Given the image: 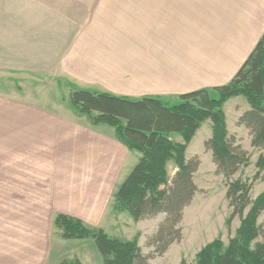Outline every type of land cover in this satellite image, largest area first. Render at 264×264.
<instances>
[{"label":"rangeland","instance_id":"1","mask_svg":"<svg viewBox=\"0 0 264 264\" xmlns=\"http://www.w3.org/2000/svg\"><path fill=\"white\" fill-rule=\"evenodd\" d=\"M139 1L149 5L155 3L156 29H207V19L198 15L194 2H191L192 11H185L180 4L175 8L166 0H74L71 6L77 9L84 6L87 17L82 19V24H72L75 29H99V24H103V29H136ZM41 5L36 0H13L11 29H74L67 23L71 19L54 17L52 11ZM140 16L141 20L145 19L147 13ZM2 19L0 17V25ZM16 33L19 32L13 30L11 54L8 55L11 63H5L4 55L0 57V264H59L74 258L82 264H103L92 239L66 241L53 229L52 220L61 211L78 216L87 226L103 229L111 238L121 241L136 238L141 255H152L155 250L148 244L165 220L162 219L165 214L134 222L126 213L114 212L112 195L125 177H103V145L99 147H102L101 154H93V149L85 154V161L78 160L70 155L69 140H57L51 128L37 129L35 118L27 114V110L30 113L37 108L42 115L50 114L55 120L75 119L79 127L87 123V119L75 115L69 105L70 91L77 87L51 79V66L44 55L52 58L54 51L50 48L45 54L40 51L43 64L41 61L29 67L21 60V35ZM27 52L30 64H34L37 51L31 49L22 53ZM239 99L222 109L228 116L226 129L233 147L244 151L249 162L230 181L252 183L249 195L252 202L264 192V172L254 180L258 171L255 165L262 152L251 146L250 131L239 124V119L235 120V110L237 107L241 110L238 104L248 106L245 98ZM94 117L93 128L105 126L109 132L117 125L109 118L103 120L96 114ZM98 132L103 134V130ZM211 135V122L207 120L186 150V161L196 160L199 166L193 174L197 192L193 202L184 209L178 225L181 239L171 244L162 256H154L148 264H181V261L196 264L201 248L216 239L227 246L239 228L238 216L226 226L232 212L226 199L227 184L217 173L212 155H206L211 152L202 149ZM173 139L180 141L178 135ZM175 172L172 162L168 167L169 184ZM248 210L249 207L243 216ZM257 225L260 236L256 242H262L264 210Z\"/></svg>","mask_w":264,"mask_h":264},{"label":"trees","instance_id":"2","mask_svg":"<svg viewBox=\"0 0 264 264\" xmlns=\"http://www.w3.org/2000/svg\"><path fill=\"white\" fill-rule=\"evenodd\" d=\"M237 97L245 98L249 105L239 124L250 131L251 146L262 152L255 165L256 180L264 172V32L229 83L180 95L171 105L154 97L132 100L71 89L69 105L75 115L85 117L90 124L96 122L94 114L117 122V140L140 155L112 195L113 211L126 213L134 222L159 214H165V220L149 241L154 253L146 257L141 255L136 238L131 241L111 238L103 229L87 226L71 216L56 214L53 229L66 241L92 239L103 264H148L154 256H162L171 244L181 239L178 225L197 192L193 174L199 162L186 161L187 147L201 125L210 120L212 135L204 142V148L211 152L217 173L227 184L226 199L232 212L226 226L236 216L240 225L227 246L216 239L201 248L196 264H264V240L256 242L260 236L257 220L264 210V192L251 202L252 183L230 181L249 162L244 151L233 147L222 109L227 101ZM174 135L179 136V142L174 141ZM169 162L176 166L171 184ZM247 207L249 210L243 216ZM59 264L82 263L74 258ZM181 264L186 263L181 261Z\"/></svg>","mask_w":264,"mask_h":264},{"label":"crops","instance_id":"3","mask_svg":"<svg viewBox=\"0 0 264 264\" xmlns=\"http://www.w3.org/2000/svg\"><path fill=\"white\" fill-rule=\"evenodd\" d=\"M12 1L0 0V57L4 55L5 63H11L8 59L15 30L21 35V60L29 67L41 64L39 52L50 48L54 51L52 58L44 56L48 57L52 80L132 100L154 97L172 104L180 95L229 83L264 32V0H166L175 8L180 4L185 11H192L194 2L198 15L207 19V29H156L155 3L141 1L136 29H103V24L98 25L99 29H75L73 24H82L87 17L84 6H71L74 0H36L54 17L71 19L67 23L74 29L21 31L11 29ZM141 13H147V17L141 20ZM31 49L37 51L34 64L27 58L29 52L22 53ZM237 100L239 97L232 98L224 105ZM242 104H238L241 110H235L236 122L249 110V105ZM33 110H27V114L35 118V127L51 128L57 140H69L70 155L76 159L85 161L93 149V154H101L99 147L103 145V177L123 179L137 164L140 155L117 140L115 129L108 132L105 126L93 128L88 121L79 127L75 119L55 120L37 108ZM27 114L25 118L29 120ZM225 118L228 119L226 114ZM101 130L103 134L98 132ZM56 147L60 149L61 145L57 143ZM171 163L167 164V171ZM58 214L82 220L62 211Z\"/></svg>","mask_w":264,"mask_h":264}]
</instances>
